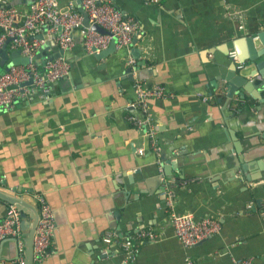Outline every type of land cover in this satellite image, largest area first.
<instances>
[{
  "label": "crops",
  "instance_id": "1",
  "mask_svg": "<svg viewBox=\"0 0 264 264\" xmlns=\"http://www.w3.org/2000/svg\"><path fill=\"white\" fill-rule=\"evenodd\" d=\"M12 3L26 9L32 2ZM136 4L156 6L161 14L159 21L148 24L156 17L143 13L148 30L136 46L147 45L145 57L153 68V78L144 80L164 84L177 95L150 101L160 156L172 168V179H195L175 184V210L195 219L212 217L221 225L219 232L184 247L168 225L156 156L142 132L126 120L136 96L127 71L128 51L118 47L96 60L76 43L68 53L70 71L54 84L48 99L34 93L14 109L0 107V183L17 187L32 203L39 205L43 196L51 205L56 229L41 264H187L188 258L194 264H232V256L264 264V102L261 92L252 89L260 97L246 93L247 102L236 107L238 95L229 100L219 79L234 66V40L243 31H262L264 0ZM226 5L241 10L242 18L228 17ZM47 33L44 27L38 52L43 49L45 57H52ZM73 36L81 40L78 31ZM148 66L137 69V77ZM197 93L212 99L194 119L191 103L178 100ZM172 100L173 105L165 106ZM140 147L146 149L143 154L138 153ZM7 210L8 202L0 199V220ZM145 226L162 232L158 239L140 243L134 261L120 251L102 257L105 231L128 235ZM18 255L15 239L1 243L0 257L8 264H17L13 261Z\"/></svg>",
  "mask_w": 264,
  "mask_h": 264
},
{
  "label": "built area",
  "instance_id": "2",
  "mask_svg": "<svg viewBox=\"0 0 264 264\" xmlns=\"http://www.w3.org/2000/svg\"><path fill=\"white\" fill-rule=\"evenodd\" d=\"M81 3L88 14L90 24L103 27L107 31L106 34L92 27L83 26V15L78 10L76 0H69L64 4L61 0H33L26 9H19L12 3V0H0V50L10 40L8 43L10 52L19 50L20 56L28 59L26 64L10 65L8 69L5 65L3 66L5 70H0V107L14 109L21 101L28 100L34 93L48 99L54 84L68 75L70 65L61 57H45L38 64L36 55L44 43V39L39 35L42 29L47 27V34L52 36L54 43L63 50H69L75 45L73 31L81 28L83 47L90 55L106 49L112 40L115 41L116 47H124L128 51V65L132 67L135 75L132 87L136 98L133 105L143 115L139 117L129 113L126 120L142 132V136L147 141V148L159 155L161 139L150 101L152 99H174L177 95L166 85L148 84L146 80L138 78L135 74L137 60L132 55L136 47L133 39L140 29V21L134 15H125L114 0H81ZM225 8V14L228 17L242 18L241 10L228 5ZM142 49L143 57L147 56L149 54L147 45ZM230 54L234 56L235 51ZM29 81L31 83L26 84ZM196 95L204 102L212 99L211 96L202 93ZM234 102L235 106L239 107L245 104L247 99L237 96ZM145 150V147H140L138 153L143 154ZM191 180L195 179L169 178L163 183L166 211L169 215L168 225L172 226L184 247L196 245L221 229L219 221L212 217L195 219L189 213H178L175 210V184L184 185ZM38 202L40 218L34 237L33 264H41L51 251L52 238L56 229V218L51 205L43 196L38 197ZM252 207L254 203L250 202L248 208ZM260 215L264 219V203L260 205ZM161 232L162 228L156 226H145L128 235L107 230L103 234L104 248L101 255L107 258L120 251L126 256V260L134 261L138 257L140 243L158 239ZM8 238H15L18 245L19 255L13 262L25 264L21 216L19 210L10 203H8L6 216L0 220V245ZM231 259L232 264H258L253 257L232 256ZM8 263L9 261L0 257V264ZM187 264H194L193 260L188 258Z\"/></svg>",
  "mask_w": 264,
  "mask_h": 264
},
{
  "label": "water",
  "instance_id": "3",
  "mask_svg": "<svg viewBox=\"0 0 264 264\" xmlns=\"http://www.w3.org/2000/svg\"><path fill=\"white\" fill-rule=\"evenodd\" d=\"M115 4L122 10V12L125 15H134L136 18L140 20V29L136 32L133 43L139 44L143 41V39L146 36V32L148 30V25H146L145 17L143 16V13L145 11V15L147 17H150L151 15H154L156 19L150 18L148 21V24H151L152 21H159L161 18L160 10L159 8H156V6L146 5L142 7L141 4H136L141 0H137L134 4H126L123 3L121 0H114ZM150 3V0H143ZM30 2H33V0H30ZM76 5L78 7V10L83 15V26L85 27H92L94 30L99 31L103 34H106L107 31L99 26L98 24H90L88 14L84 10L81 0H76ZM244 28V27H243ZM79 32L81 40H76L75 45L81 46L83 48L84 53V47H83V37L81 35V28L75 29ZM74 30V31H75ZM46 41H48V45L52 47L53 55L50 58H63L66 60L69 64V58L68 53L70 50H63L57 45H55L52 36L48 35L45 36ZM10 40H8L3 47L0 50V66H5L6 69L10 67V65L14 64H26L28 62V59L26 57L20 56V51H11L10 53L7 51V46ZM47 47V44L45 45ZM234 47L236 49L235 55L233 56V65L232 67H228V72L224 76L220 77V81L223 82L225 90L224 95L229 99L233 100V98L238 95L240 97H245L246 93L258 98L259 95H256L252 92V89H256L257 92H261V101L264 102V27L262 31L260 32H251V31H243L241 35H239L234 40ZM116 49L115 41L112 40L108 47L106 49L101 50L100 52H97L93 55V57L96 60H102L106 58L107 56L111 55ZM126 51L124 47L120 48ZM247 51V54L245 52ZM143 49L141 46H136L135 49L132 51V55L137 60V69L140 70L142 66H148L149 69L140 71L138 73V78L141 79H151L153 78V68L150 67L151 62L149 57H143ZM44 56V57H43ZM46 54L44 55V50L41 49L38 54L36 55L37 63L39 64L43 58H45ZM11 58V61L7 64L8 59ZM249 62V63H248ZM238 64H242L239 65ZM244 64V66H243ZM249 64V65H248ZM243 66V67H242ZM256 69L257 71L252 73V70ZM127 71L131 75V79L134 81L133 76V69L131 66L128 67ZM31 81L27 82L26 84H30ZM215 86L218 85V83H213ZM260 97V96H259ZM180 97H177V99ZM178 101H182L184 103L190 102L189 107V114L192 116V118H196L201 111L204 110L205 107H207L208 102H204L200 99L197 95L194 96V98L189 99H180ZM162 101L159 100V103ZM168 102V101H167ZM156 103V102H154ZM174 100L168 102L165 106L173 105ZM244 109V108H243ZM242 110V107H241ZM247 110V109H246ZM131 113L135 114L136 116L141 117L143 114L142 112L137 109L136 107H132ZM192 120V119H191ZM156 166L158 173L161 177V182H164L167 178H171V167L169 168L168 162L163 159L160 154L156 155ZM160 156V160H159ZM134 170H136V166H132ZM0 186L3 188H0V199L13 204L20 212L21 216V228L22 232L24 234V256H25V264H33V245H34V237L36 234L37 225L40 218L39 213V205L38 203H32L30 200H28L26 197L20 195L19 190L17 187L8 188L5 186V183H0ZM10 189L12 191H10ZM163 197H164V204H165V194H164V186L161 187ZM12 192V193H10ZM166 208V204H165ZM15 239V238H13ZM16 240V239H15Z\"/></svg>",
  "mask_w": 264,
  "mask_h": 264
},
{
  "label": "trees",
  "instance_id": "4",
  "mask_svg": "<svg viewBox=\"0 0 264 264\" xmlns=\"http://www.w3.org/2000/svg\"><path fill=\"white\" fill-rule=\"evenodd\" d=\"M0 69H1V70H3V69H5V68H3V67H0Z\"/></svg>",
  "mask_w": 264,
  "mask_h": 264
}]
</instances>
